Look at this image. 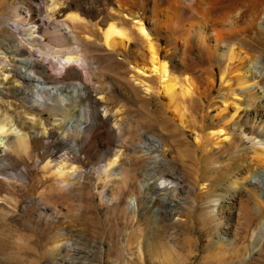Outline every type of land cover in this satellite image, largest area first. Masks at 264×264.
<instances>
[{
	"label": "bare ground",
	"instance_id": "bare-ground-1",
	"mask_svg": "<svg viewBox=\"0 0 264 264\" xmlns=\"http://www.w3.org/2000/svg\"><path fill=\"white\" fill-rule=\"evenodd\" d=\"M103 1L82 0L72 6L67 0H31L25 9L12 6L9 21L15 26L10 27L5 21L0 25L2 188L9 190V180L15 177L27 179L30 168L39 170L46 161L41 166L42 170H49L46 179L56 191L69 192L78 172L74 158L78 159L81 151L97 157L93 150L97 146L95 134H102L107 124L90 112L86 117L81 114L80 122L74 124V101H92V89L104 94L102 86L98 87L92 80L98 68L86 55L85 49L89 48L122 56L121 62L132 73V83L145 88L144 92L151 96L149 101L160 93L169 96V107L178 113L177 125L195 134L194 158L199 156L198 149L206 152L201 136L206 116L202 113L197 116V113L209 105L217 80L223 103L231 100L234 108L233 113L224 115L227 106L223 110L220 107L215 116L219 119L217 124L208 126L217 131L209 135L215 139L225 136L221 144L228 149L237 141L242 143L245 137L247 143L262 146L264 151V6L261 3L253 0ZM84 5L96 10V22L92 26L79 13V7ZM154 33L166 40L165 48L157 44ZM175 53L180 54L179 61ZM171 71H179L182 79L180 76L171 79ZM147 76L156 79L153 80L157 81L160 91L152 88L153 84L147 85L151 80ZM6 90L16 93L10 95ZM10 100L21 103L20 123L31 131L11 125L10 113L14 106ZM179 101L187 106H181ZM4 103H7L5 110ZM119 128V125L114 127ZM81 135L86 137L82 145L76 142ZM149 140L137 149L144 151L141 152L147 162L146 171L152 176L150 163H156L153 154L160 152L164 142L155 137ZM246 155L245 151L233 160L237 171L243 167ZM160 156L166 159L164 152ZM256 159L261 158L252 157ZM116 164L117 160L110 159L101 173L111 177ZM171 173L160 179L178 186L171 179L175 173ZM227 173L216 178L223 180ZM156 181L148 184L146 195L167 190ZM249 181L264 191L263 172ZM100 194L102 199L104 190ZM13 201L17 204V200ZM257 201L256 209L242 204L238 211L264 214V194H259ZM155 202L165 213L164 207L169 204L166 198L159 196ZM41 207L48 209L44 204ZM219 207L220 200L216 197L206 196L200 202V215L203 221L207 218L213 224L215 232L221 224Z\"/></svg>",
	"mask_w": 264,
	"mask_h": 264
},
{
	"label": "rangeland",
	"instance_id": "rangeland-1",
	"mask_svg": "<svg viewBox=\"0 0 264 264\" xmlns=\"http://www.w3.org/2000/svg\"><path fill=\"white\" fill-rule=\"evenodd\" d=\"M30 2L0 0V25L5 21L6 25L15 26L9 21L12 6L25 9ZM67 2L74 6L82 0ZM252 2L264 6V0ZM89 7H79V13L92 26L96 10ZM153 37L159 46L166 47L165 39H159L156 33ZM85 52L98 68L92 80L102 86L104 94L92 89V101H74V124L88 112L107 124L102 134H95L97 146L93 150L97 157L81 151L78 159L74 158L78 172L69 192L56 191L46 179L49 170H42L46 161L39 170L30 168L27 179L9 180V190L0 184V264H264V214L238 211L242 204L256 209L257 196L264 194L260 186L249 181L264 173V151L262 146L247 143L245 137L242 143L237 141L228 149L221 144L225 136L215 139L209 135L217 131L208 126L217 124L219 119L215 116L221 108L227 106L224 115L233 113L234 108L231 100L223 103L218 80L209 105L197 113L206 116L201 133L206 152L198 149L199 156L194 158L195 134L177 125L178 113L169 107V96L160 93L149 101L151 96L144 92L145 88L132 83V73L121 62L122 56L93 48ZM175 56L179 61L180 54ZM170 75L171 79H182L179 71H171ZM83 76L85 82L86 75ZM151 80L147 85L153 84L151 87L160 91L156 79ZM6 91L10 95L16 93ZM181 102V106H187ZM10 103L14 106L11 125L31 131L20 123L21 103ZM4 104L5 110L7 103ZM115 125L121 130L114 129ZM151 137L164 142L159 151L166 155L163 159L160 152L153 154L156 163H150L152 176L146 171L144 151L137 149ZM84 139L81 135L76 142L82 145ZM245 151L243 167L237 171L233 160ZM252 157L261 159L254 161ZM110 159L117 160L115 173L105 177L101 172ZM172 171L175 176L171 179L178 186L160 179ZM225 172L226 178H216ZM155 181L167 190L146 195L148 184ZM158 195L169 203L164 207L165 213L155 204ZM206 196L220 200L221 224L217 232L200 215V202ZM43 204L48 209H42Z\"/></svg>",
	"mask_w": 264,
	"mask_h": 264
}]
</instances>
